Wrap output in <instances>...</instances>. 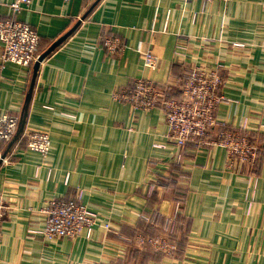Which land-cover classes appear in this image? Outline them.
I'll list each match as a JSON object with an SVG mask.
<instances>
[{"label":"crops","instance_id":"crops-1","mask_svg":"<svg viewBox=\"0 0 264 264\" xmlns=\"http://www.w3.org/2000/svg\"><path fill=\"white\" fill-rule=\"evenodd\" d=\"M11 1L0 0V20L36 27L40 55L80 24L44 59L0 72V113L26 112L20 138L0 141V193L10 206L0 264H264V0H33L19 15ZM112 34L127 43L113 56L101 46ZM217 62L225 96L218 117L255 130L254 166L231 165L218 144L179 148L162 134L161 108L135 110L116 98L136 78L173 83L187 67ZM34 129L51 134L47 156L27 147ZM78 191L117 233L97 226L90 237L50 240L29 231L43 225L51 197ZM143 214L178 217L182 254L139 244L143 233H168L161 223L147 228Z\"/></svg>","mask_w":264,"mask_h":264},{"label":"built area","instance_id":"built-area-1","mask_svg":"<svg viewBox=\"0 0 264 264\" xmlns=\"http://www.w3.org/2000/svg\"><path fill=\"white\" fill-rule=\"evenodd\" d=\"M70 0H64L69 2ZM209 1V0H205ZM228 1V0H227ZM33 0H12L11 8L17 15L29 6ZM41 35L36 27L21 18H6L0 20V41L3 49L0 53V72L9 64L29 67L36 61L41 44ZM126 40L117 34L105 36L101 46L108 53L118 55L124 51ZM178 55L183 54V47L176 49ZM157 56L147 52V61L154 65ZM222 64L193 65L187 67L183 76H178L175 82H156L148 77H139L133 84L116 94V98L131 104L135 110H153L157 107L164 112L165 140L182 148L187 143L199 145L218 144L226 148L228 160L234 163H246L254 166L258 156L259 142L255 139L252 129L247 125L240 127L231 125L227 120L218 117V111L225 99L222 93L224 78L221 73ZM173 87V88H172ZM180 91V95L174 93ZM179 96V97H178ZM21 121L19 112L7 111L0 113V141H11L16 136ZM216 129V137L209 134ZM257 134L262 132L257 131ZM27 147L30 150L47 156L53 147L51 134L45 129H34L27 134ZM166 143L156 144L166 146ZM10 206L4 194L0 193V245L3 241V220ZM44 223L31 227L29 231L45 239L63 237L77 238L85 231L92 236L94 229L101 226L107 231L118 232V227L111 220L101 218L99 212L91 209L84 201L81 191L70 198L51 197L41 208ZM143 216L150 220L146 214ZM150 218V219H149ZM159 235H139L141 246H152L167 254L171 253L175 244L161 242ZM98 264H127L117 259L100 260Z\"/></svg>","mask_w":264,"mask_h":264},{"label":"trees","instance_id":"trees-1","mask_svg":"<svg viewBox=\"0 0 264 264\" xmlns=\"http://www.w3.org/2000/svg\"><path fill=\"white\" fill-rule=\"evenodd\" d=\"M42 47V46H41ZM177 95H180V91L177 93ZM254 136H256L255 135V132H254V134H253ZM187 144H189V145H192L191 143H187ZM186 144V145H187ZM185 145V146H186ZM185 146H183V147H185ZM182 147V148H183ZM260 148H261V145H259V151H258V156H257V159L255 160V164L254 165H256V163H258V159H259V156H260V152H261V150H260ZM175 170H177V169H180L181 167L178 165V164H176L175 165ZM177 177H178V174H175V173H173L172 175H171V179H177ZM170 183H172V182H170ZM174 192L175 193H177V196L178 195H182V192H178L177 191V189H178V186H177V184L174 186ZM181 214H179V216H180ZM178 221H179V223H180V220L178 219V217L177 218H175V217H173V218H168V219H163L162 217H161V215H159V214H154L152 217H151V219L149 220V224H148V227L147 228H149V229H157V226H155V223L156 224H158V223H161V225H160V227L161 228H163V229H165L168 233V236L172 239V240H175L174 241V244H175V247H174V249H172L171 250V253L170 254H166V253H164V255L165 256H169V257H171L172 255H175L176 253L178 254V255H180L179 254V252H181V254H182V252L183 251H178V250H176V248L178 249H180V248H184L185 247V244H186V238H185V236L183 235V236H181V237H178V236H176V237H174V234H175V232H176V227H178L179 226V223H178ZM152 222H154V223H152ZM177 224V225H176ZM159 225V224H158ZM143 235H147V234H144L143 233ZM130 239V238H129Z\"/></svg>","mask_w":264,"mask_h":264},{"label":"water","instance_id":"water-1","mask_svg":"<svg viewBox=\"0 0 264 264\" xmlns=\"http://www.w3.org/2000/svg\"><path fill=\"white\" fill-rule=\"evenodd\" d=\"M79 24H80V22H78V23L76 24V26L73 28V30H74ZM73 30H72V31H73ZM72 31H71V32H72ZM71 32H70V33H71ZM70 33H68V34H67L66 36H64L59 42H57L54 46H52V47L50 48V50H48V51L44 52L43 54H41V55L39 56L38 60L40 61V60L44 59V57H45L46 55H48V54L51 52V50H53V49H54L59 43H61V41L64 40V39H65ZM24 113H25V114L21 116L20 126H19L18 132H17V134H16V137L22 132V130H23V128H24L26 112H24Z\"/></svg>","mask_w":264,"mask_h":264},{"label":"rangeland","instance_id":"rangeland-1","mask_svg":"<svg viewBox=\"0 0 264 264\" xmlns=\"http://www.w3.org/2000/svg\"><path fill=\"white\" fill-rule=\"evenodd\" d=\"M41 45V44H40ZM39 51H40V48H39ZM40 56V52H38V57ZM38 57H37V59H36V61L38 60ZM174 96H177L175 93L173 94ZM179 97V96H178ZM216 129H214L213 131H215ZM212 131V132H213ZM217 132V131H216ZM216 132H214V133H216ZM18 138H20V137H18L17 136V139ZM14 139H16V136L14 137ZM14 139H12V140H14ZM11 140V141H12ZM27 141H28V138H27ZM192 143H195V142H192ZM196 144H198V143H196ZM199 145V144H198ZM158 240H160L161 242H169V243H171V241H173L169 236H168V234H165V233H162V234H159V237H158ZM172 244V243H171Z\"/></svg>","mask_w":264,"mask_h":264}]
</instances>
